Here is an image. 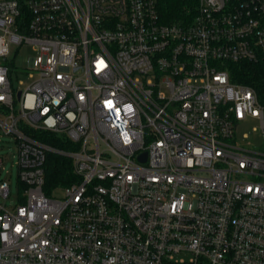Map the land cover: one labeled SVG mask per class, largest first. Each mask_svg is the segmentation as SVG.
Here are the masks:
<instances>
[{
  "label": "built area",
  "instance_id": "obj_1",
  "mask_svg": "<svg viewBox=\"0 0 264 264\" xmlns=\"http://www.w3.org/2000/svg\"><path fill=\"white\" fill-rule=\"evenodd\" d=\"M260 62L264 0H0L21 189L0 201V264H264V147L237 135L247 118L264 135V87L236 71ZM50 153L72 163L64 198Z\"/></svg>",
  "mask_w": 264,
  "mask_h": 264
},
{
  "label": "rangeland",
  "instance_id": "obj_2",
  "mask_svg": "<svg viewBox=\"0 0 264 264\" xmlns=\"http://www.w3.org/2000/svg\"><path fill=\"white\" fill-rule=\"evenodd\" d=\"M32 45L17 46L13 44L11 47L10 59H13L14 65L17 68L29 70V58L36 55ZM37 74L33 73L31 77H25L24 83L20 85L21 88L31 82L33 77ZM2 117L0 116V119ZM238 138L242 141H247L250 146H263L264 135L261 129L260 121L257 118H247L237 128ZM0 157L3 158V169L0 171V182L7 180L11 185V194L4 198L0 197V201L5 202L8 208H12L19 201L21 195L20 181H19V167L17 164V140L15 135L6 134L0 127ZM53 197L64 198L66 196V187L58 186L49 193ZM178 258L189 259L191 254L187 251L177 254Z\"/></svg>",
  "mask_w": 264,
  "mask_h": 264
},
{
  "label": "trees",
  "instance_id": "obj_3",
  "mask_svg": "<svg viewBox=\"0 0 264 264\" xmlns=\"http://www.w3.org/2000/svg\"><path fill=\"white\" fill-rule=\"evenodd\" d=\"M237 75L241 81L253 84L260 91L264 87V62L260 63H245L238 65ZM231 70V65H230ZM46 170V192L52 191L54 188L66 185L72 179V163L71 161L57 153L48 154V159L45 165Z\"/></svg>",
  "mask_w": 264,
  "mask_h": 264
}]
</instances>
